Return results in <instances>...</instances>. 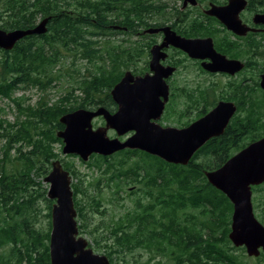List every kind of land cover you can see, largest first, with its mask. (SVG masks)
I'll use <instances>...</instances> for the list:
<instances>
[{
    "label": "trees",
    "instance_id": "1",
    "mask_svg": "<svg viewBox=\"0 0 264 264\" xmlns=\"http://www.w3.org/2000/svg\"><path fill=\"white\" fill-rule=\"evenodd\" d=\"M154 3V0H0L2 29H28L49 18L45 33L24 36L10 50L0 48V97L11 98L19 109L13 122L0 116V216L6 212L0 218V245L11 246L13 264H50L48 239L53 200L46 197L47 187L42 188V181L35 177L43 179L54 159L58 158L72 178L77 179L71 183L74 206L78 218L84 221L78 226L79 231H86L85 206L80 205L77 197L79 193L85 194L80 190L79 171L60 157L54 147L55 144L62 147V140L56 136L63 128L59 117L77 108L103 106L113 111L115 103L110 90L123 73L120 68H128L143 55V49L132 41L125 47L104 45L105 37L115 32L107 24L128 26L133 22L127 11L152 10ZM258 4L264 11V0ZM252 6L253 0H249V7ZM61 49L90 63L101 60L100 65L52 103L40 100L23 106L19 98H12L22 86L50 87L56 79L54 70L64 55ZM259 57L262 70L264 38L259 40ZM236 89L240 93L237 112L223 134L207 140L186 165L168 163L138 149H123L109 156L90 155L87 164L92 163L101 173L113 166L110 159L115 156L137 157L134 167L119 175L140 183V191L146 197V202L138 201L134 210L109 224L112 242L104 245V254L110 264L114 253L132 246H141L163 257L156 264H248L243 259L244 247H235L228 238L232 203L205 176L206 171L220 167L250 141L264 136V91L258 87L257 93L250 89L246 94L245 86L240 84ZM219 97L211 101L212 105ZM12 150L15 155H11ZM71 156L75 155H66ZM8 162H16V166L8 169ZM252 193H256L253 209L264 224V182L252 186ZM38 198L48 203L46 229L37 228L29 212ZM12 215L18 219L10 222ZM235 251H240L242 258ZM255 259L253 264H264V252Z\"/></svg>",
    "mask_w": 264,
    "mask_h": 264
},
{
    "label": "water",
    "instance_id": "2",
    "mask_svg": "<svg viewBox=\"0 0 264 264\" xmlns=\"http://www.w3.org/2000/svg\"><path fill=\"white\" fill-rule=\"evenodd\" d=\"M187 2L194 5L196 0H184L183 4ZM246 3V0H228L224 6L211 4L205 12L236 34H245L249 28L241 22L239 12ZM48 19L45 17L28 29L0 28V48L10 50L24 36L45 33ZM253 20L264 25V13L255 14ZM161 30L165 34L163 44L151 49L153 74L134 76L126 71L110 90L117 106L114 112L99 106L77 108L59 117L63 128L56 132V136L62 140V154H72L87 161L92 154L109 156L123 149H138L168 163L186 165L207 140L224 132L236 110L231 101H218L187 126H161L157 123L167 99L164 78L173 70L159 65V59L164 57L159 49L172 44L191 57L209 58L210 61L203 62L202 67L210 72L234 73L242 68L243 63L216 52L210 38L188 39L176 35L169 27ZM259 84L264 90V70ZM99 116L104 125L93 128L92 121ZM109 128L115 131V137L107 136ZM127 133L130 135L126 138H119ZM205 176L232 203L230 242L235 247H244L250 257L259 256L264 252V224L254 214L252 186L264 182V136L250 141L220 167L206 171ZM71 180V174L59 159L51 161L50 170L43 178L47 184L46 197L53 200L48 239L50 264H109L108 256L94 252L88 240L79 234Z\"/></svg>",
    "mask_w": 264,
    "mask_h": 264
},
{
    "label": "flooded vegetation",
    "instance_id": "3",
    "mask_svg": "<svg viewBox=\"0 0 264 264\" xmlns=\"http://www.w3.org/2000/svg\"><path fill=\"white\" fill-rule=\"evenodd\" d=\"M154 1L156 2L154 3L155 8L152 10L140 9L137 13L127 11L131 17L129 19L133 22L131 24L129 22L128 26L116 23L107 24V26H112L115 31L109 36H124L121 39L124 43L123 47L132 41L141 44L143 49L141 57L134 60L128 68L124 66L121 77L126 71H130L134 76L153 74L150 67L151 49L153 46L163 44L165 36L161 30L163 27H169L176 35L188 39L210 38L216 52L224 55L227 59L239 60L243 63L242 68L234 73L210 72L202 67L203 62L210 61L209 58L191 57L184 50L172 44L162 46L159 51L164 57L159 59V65L173 70L164 78L167 85V99L156 121L161 126H170L164 125L168 120H175L176 127L187 126L207 113L220 100L231 101L235 104L236 110L231 116L232 118L237 112L236 100H240V93L237 92L236 85L245 86L246 94L250 92V89L253 93H257V88H261L260 74L264 69L261 70L259 63V40L264 38V25L255 23L253 20L255 14L264 13L258 6L259 0H253L252 7H249V0H246V6L239 12L241 22L249 28L245 34H236L215 16L206 14L205 11L210 8L211 4L224 6L228 0H196L194 5L190 2L184 5V0H182L178 7L169 6L167 1ZM111 16L116 21L113 18V13ZM216 76L225 78V80L221 82L209 80ZM212 95L223 98H217L215 104L212 105L211 101L215 99ZM195 98L198 101H195ZM116 108L115 104L111 112H114ZM128 135L130 133L119 136V138L124 139Z\"/></svg>",
    "mask_w": 264,
    "mask_h": 264
},
{
    "label": "rangeland",
    "instance_id": "4",
    "mask_svg": "<svg viewBox=\"0 0 264 264\" xmlns=\"http://www.w3.org/2000/svg\"><path fill=\"white\" fill-rule=\"evenodd\" d=\"M161 1H167L169 2V6L177 7L182 2V0ZM39 22L40 20L37 21V24ZM123 37L124 36L112 37V35H108L105 37L103 44L105 45L108 43L114 47H123L124 43L121 41ZM108 51H110V49ZM61 52L64 55L54 70L56 79L50 87L41 89L38 86L32 85L22 86L12 94V98H19V102L23 106L34 105L40 100H48L52 103L66 93V91L68 92L72 87H76L84 77L89 76V74L95 71L97 65H100L101 60L90 63L86 58L80 57L78 54L74 55L72 52L68 54L63 49H61ZM120 69H124V66ZM209 80L221 82L224 81L225 78L216 76ZM76 93L81 95L79 90H77ZM18 110L15 102L11 98L0 97V116L2 118L6 119L8 122H13L19 115ZM175 122V120H168L164 125L177 126ZM103 125L104 121L101 117L95 118L92 121L93 128ZM106 134L109 137L115 136L114 130L110 128L107 130ZM59 146V144L54 145L55 151L60 153V157L72 163L73 169L79 171V176L81 177L80 190L85 192V194L79 193L77 195L80 205L83 204L85 206L87 225L86 231H79V233L88 240L94 252L104 254V245L112 242V237L109 236L108 233L109 224L124 217L127 212L134 210L138 201L146 202V197L143 196L142 191H140V183L119 175V173H125L129 167H134V163L137 162L138 158L133 156L130 158L115 156L110 159V161L113 162V166L109 165L105 173H101L100 169L92 166V163L87 164L90 157L85 162L81 161L77 156L66 157V155L62 154V147L60 148ZM10 153L11 155H15L13 150ZM14 166H16V162H8V164H6L8 169ZM35 178H37L36 180L38 181H42V188L47 187L42 177ZM76 181V178H72L71 183H75ZM255 195L256 193H252L253 206L256 202ZM253 210L256 218L260 220L257 210ZM29 212L32 216L31 219L35 220L34 224L37 228H47L48 217L46 214L48 212V203L46 200L42 198L36 199L35 204L29 209ZM5 214L6 212L3 211L1 216ZM17 219L18 216H13L12 220H9L12 222ZM76 219L78 226L83 225V220H80L78 216ZM244 253L245 256L243 259L247 261L248 264H253L256 260L255 257H250L246 252ZM235 254L242 258L240 251H235ZM161 258L163 260V257L159 254L148 252L141 246H132L128 250H121L120 252L114 253L112 264H156V261ZM5 260H7L9 264H13L15 260L14 255L11 253V246L8 244L0 245V263Z\"/></svg>",
    "mask_w": 264,
    "mask_h": 264
}]
</instances>
